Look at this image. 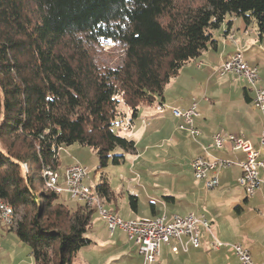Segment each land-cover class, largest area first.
<instances>
[{"label":"trees","instance_id":"trees-1","mask_svg":"<svg viewBox=\"0 0 264 264\" xmlns=\"http://www.w3.org/2000/svg\"><path fill=\"white\" fill-rule=\"evenodd\" d=\"M227 15L255 19L264 34V0H0V197L21 213L11 229L33 264H74L94 243L93 209L62 202L43 170L58 171L60 149L75 143L91 147L100 168L137 153L114 130L119 107L133 123L142 106L164 100L182 67L215 46ZM100 40L124 45L121 65L99 66L87 42ZM96 187L113 198L105 177ZM130 205L137 211L136 195Z\"/></svg>","mask_w":264,"mask_h":264},{"label":"rangeland","instance_id":"rangeland-1","mask_svg":"<svg viewBox=\"0 0 264 264\" xmlns=\"http://www.w3.org/2000/svg\"><path fill=\"white\" fill-rule=\"evenodd\" d=\"M87 44L99 66L116 67L122 64L125 47L121 42L100 40ZM191 64L190 61L185 64L179 74L166 84V102L159 99L153 105L140 108L136 123L137 127L141 124L142 128L137 129L133 137L137 153H124L125 159L120 163L111 160L106 167L100 168L99 157L91 147L78 143L64 145L59 151L58 171L62 174L66 167L77 163L86 166L88 175L84 183L93 187L105 177L114 193L113 200L105 199V206L126 220L155 216L153 203L157 207V215L183 216L190 212L197 213L201 208L215 236L201 227L203 238L210 242L217 239L223 246L216 251L210 245L208 250L201 251L197 257L187 261L189 264H239V258L232 249L235 244L247 246L254 261L264 263V201L255 198L245 201L243 197L237 201L233 194L221 188H207L202 180L195 178L189 165L194 159V139L180 137L175 132L177 121L170 108L182 102H197L198 111L210 116L206 122L212 126L225 120L229 114L227 102L222 103L228 98V91L214 85L208 91L205 79L199 83L191 80V73L187 70ZM220 75L216 74L214 83H220V79H223L219 78ZM158 105L163 107V112L157 109ZM119 109L124 108L120 106ZM124 118L125 115L121 117L122 120ZM114 130L124 135L119 124ZM118 152L123 153L122 150ZM131 194L138 198L137 211L130 205ZM167 196L174 197L175 202ZM60 200L73 209L80 203L65 191L60 195ZM236 204H240V208L234 209ZM93 211L92 229L86 236L93 239L94 243L77 252L74 264H142L143 256L139 253V247L123 231L111 233L98 211ZM20 218L21 213L17 212V219ZM162 245L161 256L156 264H178L179 258L173 256L166 243ZM33 263L28 243L19 240L15 230L0 221V264Z\"/></svg>","mask_w":264,"mask_h":264},{"label":"built area","instance_id":"built-area-1","mask_svg":"<svg viewBox=\"0 0 264 264\" xmlns=\"http://www.w3.org/2000/svg\"><path fill=\"white\" fill-rule=\"evenodd\" d=\"M250 30L247 29L245 33L249 34ZM230 38L233 39L234 34L230 35ZM218 71L222 75L231 73L237 78L247 81L255 92L254 106L264 111V86L259 85L261 79L259 70L256 66L249 65L242 52H237L224 60ZM157 109L163 112L161 105H158ZM170 110L174 117L179 120L178 127L180 129L188 130L194 139L200 135V131L194 123L195 117L199 115L196 103L186 109L171 107ZM132 129L131 120H125L123 130L131 132ZM261 143L264 145V131L261 134ZM227 144L231 146L232 150L243 152L245 158L235 162L198 156L189 163L195 178L202 180L207 188H215L219 185L221 170L239 164L242 174L238 182L248 196L254 195L264 184V178L261 177V171L264 170V158L261 156L260 150L250 140L229 132L214 134L212 144L207 148L212 146L223 149ZM24 166L28 169L26 164ZM87 175V167L78 163L66 167L62 174L49 168L43 170L47 189L59 195L65 191L72 199L97 210L111 233L116 230L125 232L128 239L139 247V253L143 256L142 264H155L158 261L163 243L171 244L172 241H175L177 244L172 245V250L175 253L180 250L188 251L190 247L198 248L201 246V227L212 233L209 220L204 215L195 213H188L183 216L164 213L151 218L126 220L105 207L104 199L100 196L96 186L93 187L84 183ZM60 179L63 181L61 182ZM17 220L15 207L0 197V221L12 227L16 225ZM210 244L216 249L223 246L217 239L211 241ZM232 249L239 258L240 264H264L255 262L250 250L241 244L233 245Z\"/></svg>","mask_w":264,"mask_h":264},{"label":"crops","instance_id":"crops-1","mask_svg":"<svg viewBox=\"0 0 264 264\" xmlns=\"http://www.w3.org/2000/svg\"><path fill=\"white\" fill-rule=\"evenodd\" d=\"M247 29L249 30L251 29L249 34L245 33ZM213 34H214V39L216 41L215 46L214 45L209 46L198 58L190 60V64L191 63L192 64L190 67H187L189 68L187 70H189L191 73V75L189 76L191 80H196L199 83V81L205 79V81H207L208 83L207 84L208 91H210V88L213 85L215 87L216 86L222 87L223 91L224 89L228 91L229 93L228 98L224 99L222 103L224 104V102H227L226 103L227 111L229 112V114L227 115L225 120H222L221 122L217 123L216 126H212L206 122V120H208L210 116H207V114H205L204 112L198 111L197 102H192L191 100H189L188 102H182L176 107L186 109L189 108L193 103L197 104V111L199 115L195 117L194 123L195 126L200 131V135H199L200 138L198 139L199 137L198 136L196 139H194L188 130L180 129L178 127L179 120L174 117L177 121V130H175V132L180 137L183 136L185 138L189 137L194 139V143H195L194 144L195 153L193 156L194 158L198 156H204L210 159H215V158L226 159V160H233L235 162H239L245 158V154L243 152L232 150L229 144H227L226 147L223 149H217L212 146L207 148L212 143L213 135L219 132L233 133L250 140L252 144L260 150L261 156L264 158V145H262L261 143V134L264 131V111L256 108L253 104V98L255 96L254 90L250 87L247 81L241 80L233 74L232 75L221 74L222 76L220 75L219 78H223V79H220V83H214L216 79V74L219 73L218 69L220 65L223 63V61L237 52H242L245 60L249 63V65L256 66L258 68L261 78L259 85L264 86V34L263 35L260 34L255 19L251 18L249 22H246L243 17H239L235 15H227L225 21L222 23L220 28L216 29L213 32ZM232 34H234L233 39L230 38V35ZM231 79H233L234 81L233 82L230 81ZM200 84L202 85V82H200ZM204 99L206 100L207 97H204ZM164 102H166V98ZM122 107L124 108L123 110L125 112L124 114L125 118L122 120V122L119 125L123 130L125 120L130 119V108L126 105ZM141 128H142L141 124L137 127L136 118H135L133 121L132 131L126 132L123 130V134L133 139L135 131L137 129L141 130ZM177 140L180 141V138H178ZM241 174H242V169L239 164H234L231 167L221 170L219 185L217 187L221 188L222 191L224 192L233 194V196L236 197L237 201H239L238 200L239 197H243L245 201H248L250 198H255L264 201V184L254 193V195L250 197L246 194L244 188L240 186L238 182V179L241 176ZM261 177L264 178V170L261 171ZM103 199L105 205L106 198ZM106 200L111 201L113 200V198L110 200L108 199ZM171 201L175 202V198L174 200ZM238 208H240V204H236L234 209H238ZM152 210H153V214L155 216H158L157 207L154 203L152 204ZM190 213H195L197 215H204L207 218V216L202 212L201 208L197 210V213L196 212H190ZM203 231H207V230L203 228ZM203 231L201 235V246L198 248L190 247L188 251L180 250L178 253H175L172 250V245L177 244L175 241H172L171 244L166 245L167 247H169V251L172 254H174L173 256L179 258L180 262H178V264H189L187 263V261L189 260L191 261L199 254H201V251L208 250L210 248L209 247L211 245L210 241L203 238ZM211 231L212 233L209 231L207 232H209L210 235L214 236L212 228ZM162 246L160 250V256H161ZM244 247L248 248L247 246ZM248 249L250 250V248ZM215 250L219 251L221 250V248ZM257 258L259 259V257ZM158 262H159V258L156 263Z\"/></svg>","mask_w":264,"mask_h":264}]
</instances>
